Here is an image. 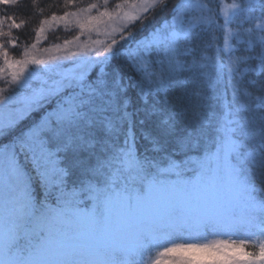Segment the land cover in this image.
<instances>
[{
  "label": "snow or ice",
  "instance_id": "snow-or-ice-1",
  "mask_svg": "<svg viewBox=\"0 0 264 264\" xmlns=\"http://www.w3.org/2000/svg\"><path fill=\"white\" fill-rule=\"evenodd\" d=\"M169 3L52 13L37 41L61 24L89 34L54 44L60 56L11 59L0 44V79L23 90L0 88V264H200L197 251L264 264V243L241 261L226 253L244 240L199 242L209 227L264 236V0ZM0 4L16 45L24 21L7 9L21 0Z\"/></svg>",
  "mask_w": 264,
  "mask_h": 264
},
{
  "label": "trees",
  "instance_id": "trees-1",
  "mask_svg": "<svg viewBox=\"0 0 264 264\" xmlns=\"http://www.w3.org/2000/svg\"><path fill=\"white\" fill-rule=\"evenodd\" d=\"M101 1L102 0H76L73 6L69 8H65L64 7L65 0H38V7L43 8V12L41 13L38 10L32 8V0H21V4H22L21 8L14 9L12 7H8L7 9L9 15L15 12V19L17 23H21L22 20L24 21L21 28L11 29L12 37L16 38L17 43L16 45H12L9 42L11 38L0 37V44H3L5 46L6 50L9 53V57L11 59H21L23 58L22 57L23 49L25 47H28L30 50L32 44H36V47L38 46L41 48L42 47L46 48L55 42H64V40L66 39L67 40L72 39L78 34L77 28H71L66 31L63 27H57V28L48 30L46 33L45 39L39 45V41H37V30L40 25V22L45 18H50L52 13H55L56 15L60 16V15H63L65 11L75 12L78 8H84V7H87L88 4L100 3ZM227 1L228 0H226V2ZM236 1L237 3L245 5V6L248 4L246 0H236ZM117 2H120V0H111L110 3L115 4ZM175 2L176 0H170L169 7L171 6L172 3H175ZM218 4L219 3L216 4V2H213V7L215 8ZM257 4H259V0H257ZM4 8L5 6L0 4V15H3ZM245 15H248V13H245L244 15H241L240 17H238L237 21L232 24V27L234 29L237 28V24L239 23V20H243ZM252 15H254L256 18H259L260 12L257 10ZM254 23H255V20H253L252 22L245 21V23H243L240 26L241 32H242V35L240 37L241 42L237 43L235 39L233 40V43H237L238 49H243L247 46L246 44L243 43V41L247 39V36L243 34V29L253 27ZM8 30L9 29L7 28V25H5L4 31H8ZM219 42L222 44V37ZM257 51H259V48H257ZM237 54H240V52H238ZM1 60H2V57H0V62ZM121 62L122 60H117V61H114L113 64L115 65ZM36 67L37 66L35 65H31L29 68L33 69ZM212 74L213 76H215V72H213ZM138 78L139 77H137V79ZM251 78L256 79L255 76ZM261 79H264V78H261ZM222 89H223V85H218V91ZM130 94L133 96V99H134L133 107H139L140 104L136 98V90L135 89L130 90Z\"/></svg>",
  "mask_w": 264,
  "mask_h": 264
},
{
  "label": "rangeland",
  "instance_id": "rangeland-1",
  "mask_svg": "<svg viewBox=\"0 0 264 264\" xmlns=\"http://www.w3.org/2000/svg\"><path fill=\"white\" fill-rule=\"evenodd\" d=\"M228 1L226 2V0H212V6H213V2H216V4L217 3H219V4H231L236 0H234V1L228 0ZM246 1L249 2V0H246ZM102 2H103V0L100 3H102ZM110 2H111V0H109V10L111 11L112 5H114V3L111 4ZM235 3H237V1ZM96 12H97V10L93 9L91 14L95 15ZM57 27H63L64 28V26L62 24L57 26ZM57 27H55V28H57ZM71 28H77L78 29L77 35H79L80 29L77 26H74V25L70 26L69 29H71ZM50 29H53V28H46L45 32L41 35V37L39 39V45L43 42V40L46 37L47 31ZM88 36H89V34L86 32L83 36H80L79 41H75L73 38L69 39V40L73 41V43L69 47L73 51H75L77 44H82V43L88 41ZM91 38H92V40H96V39L107 40V42H110V40H111V37L106 38L103 32H101L99 34L93 32V33H91ZM115 38L119 41L118 35ZM54 44L63 45V42H55V43L51 44L50 46L46 47L47 49L50 50L49 52L44 51V49H46V48H43V47L41 48L38 46L35 48V50L30 49V51L32 52V54L37 55L38 57H44V56L53 55V54L60 56L61 54L55 53L54 51H52ZM64 63H65V67H71L70 63H68V62H64ZM2 65H3V59L0 62V66H2ZM30 66L31 65H29V67ZM8 80H10V76H8L7 78H4V79H0V88L6 89V91L4 93L5 95H8L12 91H23L21 89H18L17 85H9ZM212 240H227V241H229V243L235 241V243L237 245L240 244L241 240L246 241V243L242 247L238 246L235 248H229L227 250V253H226L227 256H230V257L234 256V257H237L238 259H240L241 261H245L248 258L244 257L243 253H257L258 254L259 250H260V248H259L260 244L264 243V236H261L259 233H255L253 235H248L244 231L237 232L236 234H225L224 230H222V229L215 230V229L209 227L206 231H204L202 233L199 242H207V241H212ZM157 251H159V250L153 251V253H152L153 258H155V254ZM193 254H195L197 257L201 258L200 264H216L215 258L213 257L210 259L206 252L197 251ZM222 260H223V258H221V261Z\"/></svg>",
  "mask_w": 264,
  "mask_h": 264
}]
</instances>
